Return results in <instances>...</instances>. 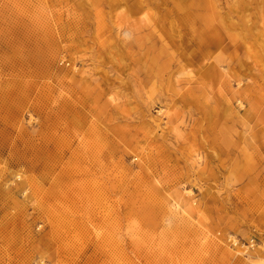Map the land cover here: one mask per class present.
I'll return each mask as SVG.
<instances>
[{
	"label": "rangeland",
	"instance_id": "374dc122",
	"mask_svg": "<svg viewBox=\"0 0 264 264\" xmlns=\"http://www.w3.org/2000/svg\"><path fill=\"white\" fill-rule=\"evenodd\" d=\"M203 18L237 43L200 52ZM257 251L264 0H0V264Z\"/></svg>",
	"mask_w": 264,
	"mask_h": 264
},
{
	"label": "bare ground",
	"instance_id": "6f19581e",
	"mask_svg": "<svg viewBox=\"0 0 264 264\" xmlns=\"http://www.w3.org/2000/svg\"><path fill=\"white\" fill-rule=\"evenodd\" d=\"M121 8L122 7H119L118 9H121ZM201 24L203 25V29L205 32H204V35L202 36V38L200 40V43L196 44L194 41L191 42L195 47L200 49V52L203 50H206L208 53L210 48L227 49L231 46L232 43L233 44L237 43V41H236L237 37H235V36L231 37L230 41L227 42L229 39L222 38L220 34H218V36H216V37L213 36V34L211 35L210 29L208 28L209 25L211 24L210 19H204L203 18L201 21ZM182 26H184V24H182ZM173 42H174V39H173ZM196 53L194 52L193 54H190L189 56H186L185 54H183V56H184L183 61H186L187 64H194L195 59H198ZM250 57H251L250 55L247 56V58H250ZM203 59L209 60L210 58H208L207 56H204ZM215 64H216V67H219V66H222L223 64H226L228 69H229L228 70L229 73H231L230 77L235 81V83H237L239 85V87L243 86L242 85L243 84L242 71H241L243 66H240L237 68L236 66H233L232 63L227 62V58H224L222 56H218L215 58ZM222 84H223L222 86H226L228 84V81L226 80V82H222ZM238 91H240V90H238ZM238 93H240V92H238ZM220 136H222V135H220ZM212 144H213L212 146H214V147H218L220 145L219 142H217V143L213 142ZM220 148H222L221 145H220ZM255 254H256L257 264H264V255L262 254V252L257 251V252H255Z\"/></svg>",
	"mask_w": 264,
	"mask_h": 264
},
{
	"label": "built area",
	"instance_id": "2783aa9c",
	"mask_svg": "<svg viewBox=\"0 0 264 264\" xmlns=\"http://www.w3.org/2000/svg\"><path fill=\"white\" fill-rule=\"evenodd\" d=\"M249 246L254 247L253 245H249Z\"/></svg>",
	"mask_w": 264,
	"mask_h": 264
}]
</instances>
